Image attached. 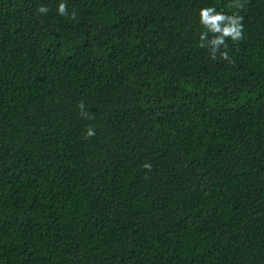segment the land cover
<instances>
[{
  "label": "trees",
  "instance_id": "obj_1",
  "mask_svg": "<svg viewBox=\"0 0 264 264\" xmlns=\"http://www.w3.org/2000/svg\"><path fill=\"white\" fill-rule=\"evenodd\" d=\"M61 2L0 0V264H264V0L231 63L232 0Z\"/></svg>",
  "mask_w": 264,
  "mask_h": 264
},
{
  "label": "clouds",
  "instance_id": "obj_2",
  "mask_svg": "<svg viewBox=\"0 0 264 264\" xmlns=\"http://www.w3.org/2000/svg\"><path fill=\"white\" fill-rule=\"evenodd\" d=\"M228 7L230 9L234 8L237 11L233 12L231 15H226L222 11H217L213 6L203 7L199 11V23L205 29L200 35L199 47H207L209 49L210 57L215 60L217 58V53H219L220 58L226 61L229 60L227 52V42L230 40L232 43H239L244 39V29H243V16L239 14L240 10H243L245 3L241 0H232ZM67 4L65 2L59 3L57 12L60 16H67ZM37 11L40 14H47L49 9L46 6L38 7ZM72 18L75 19V13H72ZM211 34V38H209ZM224 48V51L221 49ZM78 107L81 110V114L88 117L89 114L84 110L85 106L81 102ZM90 118V117H89ZM95 136V130L89 127L85 134V139H89ZM145 169L151 168L150 164H144Z\"/></svg>",
  "mask_w": 264,
  "mask_h": 264
}]
</instances>
